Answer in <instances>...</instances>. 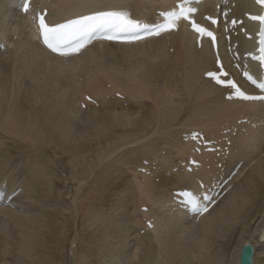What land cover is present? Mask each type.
I'll return each instance as SVG.
<instances>
[{"label": "bare ground", "instance_id": "6f19581e", "mask_svg": "<svg viewBox=\"0 0 264 264\" xmlns=\"http://www.w3.org/2000/svg\"><path fill=\"white\" fill-rule=\"evenodd\" d=\"M17 2L0 0V44L5 47L0 51V149L19 157L0 158V193L1 203L17 197L25 209L7 215L15 239L4 237L0 225V264H30L27 259L51 264L54 245L65 241L70 207L54 200L49 180L51 167L62 164L46 158L48 151L66 156L69 165H80L83 174L97 169L87 183L82 210L85 227L92 231L86 249L97 258L89 262L84 252L78 264H225L231 248V263L238 264L244 245L253 249L252 264H264V159L246 171L255 157L264 156L263 110L258 104L224 101V91L203 79L213 69L209 43L197 50L195 34L180 24L176 33L141 43L97 42L78 54L55 58L41 47L31 19L33 12L46 9L51 23L97 11L148 20L172 2L32 0L25 15ZM203 4L199 12L214 8ZM235 6L236 16L255 11L248 0L235 1ZM235 40L240 48H253L242 37ZM12 43L15 50L9 52ZM85 96L93 104H86ZM241 120L246 123L236 126ZM191 131L217 141L221 151L201 149L195 155L193 144L181 140ZM104 138L110 142L103 146ZM190 158L198 165L187 172ZM238 163V172L222 189L229 188L224 196L221 182ZM168 174L174 175L173 182H166ZM198 181L219 193L211 198L208 213L191 217L173 201L172 192H194ZM118 183L115 188L124 183L129 189L115 193L107 209L88 204L90 192L110 194ZM160 186L168 189L156 197ZM83 195L73 200V208L82 205ZM151 218L154 229L148 233L143 227ZM59 219L63 222L57 226ZM253 229L259 231L262 257L251 237H244Z\"/></svg>", "mask_w": 264, "mask_h": 264}, {"label": "snow or ice", "instance_id": "6c2138e0", "mask_svg": "<svg viewBox=\"0 0 264 264\" xmlns=\"http://www.w3.org/2000/svg\"><path fill=\"white\" fill-rule=\"evenodd\" d=\"M257 2L264 3V0H257ZM189 4L190 0H181L176 6V10L161 13L163 18L162 23L153 25L140 23L130 18L127 13L119 11H97L89 15H81L77 18L68 19L64 23L55 25L47 24L42 14H38L37 19L43 44L52 53L61 56L80 53L95 37H103L110 41L122 40L131 42L144 38L141 35L142 33L144 36H159L161 33L175 30L178 27L179 21L190 24L192 30L199 36L211 38L212 46L216 47V36L192 18V14L196 12V9L188 7L187 5ZM23 10L25 13L29 11L28 0H25ZM251 19L254 21L258 20L261 25L259 32V55L253 56L252 59L257 60L261 71H264V15L252 16ZM217 63L220 64L219 59H217ZM243 75L253 85L264 91V80L257 83L248 71H244ZM206 76L215 81L217 85H227V89L230 92L227 99L235 97L244 101L264 102V96H250L242 91L234 80L227 79L228 73L226 71L221 75L210 71L206 73ZM181 195L186 198V203L191 206L192 211L198 214L209 211V205L212 201L209 200L207 204H201L198 203L195 194L191 192H183ZM204 199L207 200L208 198L204 197Z\"/></svg>", "mask_w": 264, "mask_h": 264}, {"label": "rangeland", "instance_id": "374dc122", "mask_svg": "<svg viewBox=\"0 0 264 264\" xmlns=\"http://www.w3.org/2000/svg\"><path fill=\"white\" fill-rule=\"evenodd\" d=\"M14 50H15V47L12 43V45L9 46V52H13ZM173 99H176V97H174ZM235 135L236 134L232 136L234 137ZM4 142L15 143V141L14 140L12 141V139H4ZM109 142L110 140H108L107 138H104L101 144L104 146L108 144ZM6 149L7 148L0 149V158L10 157L12 160H17L19 158L18 156L13 157L12 155H8V152ZM118 153H121V150ZM45 157L46 158L50 157L51 159H55L56 162L58 160V162L62 164L59 169H56L55 167H51V176L49 180L54 186V191H53L54 200L56 202L63 200L64 205H67L70 207V210L65 213V218H66V228L64 230L65 231V241H63V244L57 243L56 245H54V249H53L54 257L52 259L53 262H51V264H78V259L81 257L82 254H84V252L89 262H95V258H97L95 254L94 253L92 254L88 248L86 249V245L88 243L87 242L88 234L92 231L91 229H87L85 227L86 217L85 219L83 218L82 210L86 211V207H85L86 201L84 198L86 195H88V192L86 191L87 183L92 180V177L96 173L97 169H95V167L93 166L92 171L86 175V174H83L80 165L78 166L69 165L68 159L66 158V156H63L61 154H56L55 156L53 155L51 151L50 152L48 151V154ZM94 158L95 156L93 155L92 158H90L89 160L87 159L86 161L89 162L91 160H94ZM255 158H256V161H254V164L252 166H249V164L253 162L251 161L248 164L246 171H248L249 169H255L256 167H258V164L264 159V156H258ZM175 164L176 163L174 161V165ZM143 166H147V163L144 162ZM159 174L162 175V172H160ZM164 178H166V182H169V183L173 182L175 179L173 174H168ZM124 183L121 184L119 188H115L117 187V185H119V183L114 185V189L110 192V194L103 195V194H96L94 191L90 192L89 197H88V204H96V207L102 210L107 209V207L112 205V201L110 200L113 198V195L115 193H120L122 188L126 190L129 189V187H127L126 184L124 185ZM166 189H168V186L166 187L160 186L159 191L156 194V197H158L157 195L162 194V191ZM81 194H84L82 205L80 202L78 205H75V208H73V205H72L73 200H76V198L80 196ZM23 202H24L23 200H19L16 197V198L10 199L8 204H4L5 203L4 202L0 205L1 210L4 211L3 213H0L1 230H2L3 236L8 238V240L15 239L16 235L12 229V226L7 221L8 219L7 215L9 213H13L14 215L20 214L22 210L25 209V206H23ZM153 209H156V207H154ZM62 222H63V219L57 220V226H60ZM148 222L150 223L151 228L148 229L144 225L143 229L146 230L148 233H152V230L154 229V222H155L154 218L149 219ZM59 229H60L59 231H62V228H59ZM258 236H259V231L257 230L254 231V229L251 232H248L244 235V237H251V240L256 247L257 253L262 257L263 251L261 248V243L258 242L259 241ZM60 237L63 238V235L60 234ZM71 242H73L74 247L71 246ZM232 251L233 249L231 248V251L226 252L225 264H232L229 258V255H231ZM4 258L7 260V262L10 263L9 255L6 254ZM26 263L31 264L30 260L28 259L26 260Z\"/></svg>", "mask_w": 264, "mask_h": 264}, {"label": "water", "instance_id": "95a60500", "mask_svg": "<svg viewBox=\"0 0 264 264\" xmlns=\"http://www.w3.org/2000/svg\"><path fill=\"white\" fill-rule=\"evenodd\" d=\"M253 249L250 245H244L239 254L238 264H252Z\"/></svg>", "mask_w": 264, "mask_h": 264}]
</instances>
